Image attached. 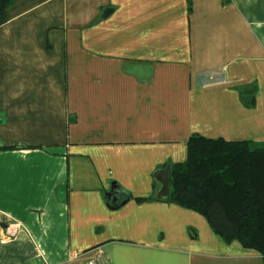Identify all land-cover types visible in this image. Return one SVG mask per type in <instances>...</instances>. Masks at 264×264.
Here are the masks:
<instances>
[{
    "label": "crops",
    "instance_id": "1",
    "mask_svg": "<svg viewBox=\"0 0 264 264\" xmlns=\"http://www.w3.org/2000/svg\"><path fill=\"white\" fill-rule=\"evenodd\" d=\"M5 14L0 264H261L155 198L154 173L192 133L264 143V0H13Z\"/></svg>",
    "mask_w": 264,
    "mask_h": 264
},
{
    "label": "trees",
    "instance_id": "2",
    "mask_svg": "<svg viewBox=\"0 0 264 264\" xmlns=\"http://www.w3.org/2000/svg\"><path fill=\"white\" fill-rule=\"evenodd\" d=\"M12 1L0 0V25ZM159 200L198 212L225 242L255 250L264 264V143L192 133L186 158L169 167V192Z\"/></svg>",
    "mask_w": 264,
    "mask_h": 264
},
{
    "label": "water",
    "instance_id": "3",
    "mask_svg": "<svg viewBox=\"0 0 264 264\" xmlns=\"http://www.w3.org/2000/svg\"><path fill=\"white\" fill-rule=\"evenodd\" d=\"M154 177L159 183V189L156 192V198L159 200L169 192V167L165 166L154 173Z\"/></svg>",
    "mask_w": 264,
    "mask_h": 264
},
{
    "label": "built area",
    "instance_id": "4",
    "mask_svg": "<svg viewBox=\"0 0 264 264\" xmlns=\"http://www.w3.org/2000/svg\"><path fill=\"white\" fill-rule=\"evenodd\" d=\"M86 264H103L101 252H97L93 256L89 257Z\"/></svg>",
    "mask_w": 264,
    "mask_h": 264
}]
</instances>
